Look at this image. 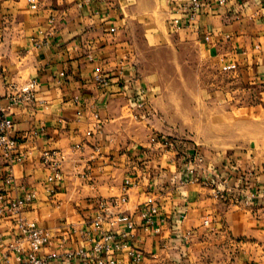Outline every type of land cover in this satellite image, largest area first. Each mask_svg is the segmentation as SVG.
<instances>
[{
	"label": "crops",
	"instance_id": "crops-1",
	"mask_svg": "<svg viewBox=\"0 0 264 264\" xmlns=\"http://www.w3.org/2000/svg\"><path fill=\"white\" fill-rule=\"evenodd\" d=\"M181 1L35 0L32 10L26 0H0V105L24 156L10 162L0 150V194L15 200L36 192L23 216L53 233L40 252L57 255L48 264H79L62 254L87 246L78 231L90 228L97 201L123 194L125 179L128 201L113 211L133 217L130 242L143 251V264H264V156L201 151L205 162L192 178L184 172L191 144L143 126L157 106L158 82L144 68L155 46L189 45L229 79L211 96L220 103L228 88L249 94L255 101L245 109L264 122V0H203L192 24L176 26ZM228 64L236 69L222 71ZM30 80L33 100L11 106L10 87ZM48 150L67 154L63 179L52 185L40 163ZM148 202L163 220L157 234L137 216ZM0 237L5 245L17 238L7 215ZM12 260L0 246V264ZM117 261L131 264L124 253Z\"/></svg>",
	"mask_w": 264,
	"mask_h": 264
},
{
	"label": "built area",
	"instance_id": "built-area-1",
	"mask_svg": "<svg viewBox=\"0 0 264 264\" xmlns=\"http://www.w3.org/2000/svg\"><path fill=\"white\" fill-rule=\"evenodd\" d=\"M29 7L36 9L35 0H26ZM225 3V0H217L218 5ZM203 7V0H182L175 8L176 17L172 19L174 25L179 26L181 21L186 20L192 24ZM114 30L111 29V32ZM205 41L209 37L204 38ZM43 43L37 44L41 46ZM236 66L228 64L222 67V71H234ZM95 82L102 87L107 86L104 77H96ZM35 80H30L23 85L10 87L7 96L11 106L30 103L34 97ZM141 107V105H139ZM13 121L8 115L7 108L0 105V150L2 155L10 162L20 163L24 156L17 154V141L13 136ZM164 144H169L167 141ZM78 147L73 148V152ZM67 159V154L61 150H48L41 153L40 163L47 172L46 183L52 185L61 182L63 179L62 166ZM205 158L201 152L192 149L185 155L184 172L192 178L197 176L201 170ZM12 176L6 177L5 183L10 184ZM130 180L125 179L123 183V194L120 197H113L108 200H99L96 203L97 213L91 221L90 228L78 231L80 238L87 243L85 247L67 249L62 257L65 260L76 261L79 264H118L117 255L124 253L131 264H143V251L131 244L130 238L137 225L133 217L123 213H114L113 210H120L121 206L128 201L126 191L130 187ZM216 196L220 193L215 192ZM36 199V192L26 193L22 198L9 200L0 194V216L11 217L17 238L14 242L5 245L0 237V246L7 252L13 254L12 262L7 264H48L56 258L55 254L40 255L41 250L51 246L53 233L44 229L32 220L23 216L28 205ZM137 216L141 221V227L147 231L151 228L155 234L160 232V225L163 220L159 218L158 207L148 202L137 210ZM203 224L208 226V220Z\"/></svg>",
	"mask_w": 264,
	"mask_h": 264
},
{
	"label": "rangeland",
	"instance_id": "rangeland-1",
	"mask_svg": "<svg viewBox=\"0 0 264 264\" xmlns=\"http://www.w3.org/2000/svg\"><path fill=\"white\" fill-rule=\"evenodd\" d=\"M208 65L195 56L189 45L147 50L144 68L155 76L158 90L157 106L151 112L154 117H148L143 126L161 136L170 134L168 139L189 142V151L232 158L242 153L248 160L261 158L264 122L245 109L255 100L228 88L223 90L227 97L217 102L211 93L229 79Z\"/></svg>",
	"mask_w": 264,
	"mask_h": 264
}]
</instances>
